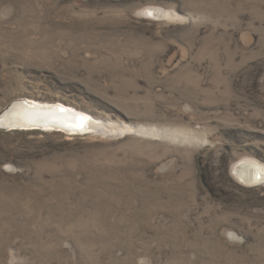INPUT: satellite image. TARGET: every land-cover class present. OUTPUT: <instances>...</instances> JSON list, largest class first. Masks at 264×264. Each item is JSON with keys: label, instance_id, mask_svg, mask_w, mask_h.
<instances>
[{"label": "rangeland", "instance_id": "1", "mask_svg": "<svg viewBox=\"0 0 264 264\" xmlns=\"http://www.w3.org/2000/svg\"><path fill=\"white\" fill-rule=\"evenodd\" d=\"M25 99L107 126L0 127V264H264V0H0Z\"/></svg>", "mask_w": 264, "mask_h": 264}, {"label": "bare ground", "instance_id": "2", "mask_svg": "<svg viewBox=\"0 0 264 264\" xmlns=\"http://www.w3.org/2000/svg\"><path fill=\"white\" fill-rule=\"evenodd\" d=\"M101 126L107 124L62 102L17 100L0 115V127L8 129L61 130L77 134L88 133ZM237 172L245 183H255L264 178V169L248 161H242Z\"/></svg>", "mask_w": 264, "mask_h": 264}]
</instances>
